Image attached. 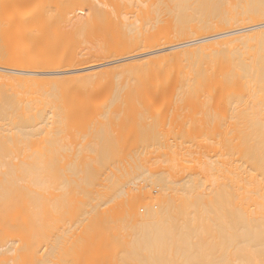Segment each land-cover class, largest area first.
<instances>
[{"label": "bare ground", "instance_id": "obj_1", "mask_svg": "<svg viewBox=\"0 0 264 264\" xmlns=\"http://www.w3.org/2000/svg\"><path fill=\"white\" fill-rule=\"evenodd\" d=\"M172 102L222 105L224 125L186 146L132 149L131 174L93 166L106 182L96 198L92 165H53L51 130L65 124L52 123L69 108L83 119L85 103H126L169 139L157 129L178 117L163 111ZM122 173L159 192L138 183L134 198ZM114 186L150 200L127 207ZM53 249L55 264H264V0H0V264H54Z\"/></svg>", "mask_w": 264, "mask_h": 264}, {"label": "rangeland", "instance_id": "obj_2", "mask_svg": "<svg viewBox=\"0 0 264 264\" xmlns=\"http://www.w3.org/2000/svg\"><path fill=\"white\" fill-rule=\"evenodd\" d=\"M73 103L74 102H72V104H69L70 105V107H71V105H73ZM173 103V105H174V103L175 102H172ZM184 103H186V102H184ZM196 103H200V102H196ZM196 103H186V104H184L183 106H182V104L183 103H181L180 102V107H181V109L182 110H180V112L181 111H183V114L182 113H180L179 111H176V108H178V103H175V105H174V108H173V106H172V108H170L171 109V111H168L169 109H164L163 110V106H161V105H163L162 103L161 104H158V103H156L158 106H154V108L156 109V107H158L159 109H161L162 108V110L163 111H165V110H167V111H165L166 113L167 112H171L172 113V110L174 111H176V112H179V114H181V115H184L185 114V116L187 117H184V116H180L178 113V115L175 113L174 115H176V116H178V117H174L173 116V113H172V116L175 118V121H174V118H172L173 120H171V114H170V120L169 121H173V123L172 124H168V122H165V124H163V123H161V124H163V125H165V126H163V125H159V127L160 126H163L162 128H158L157 129V127H158V125H157V121L156 120H158V119H155V118H158V117H160L161 115H162V118L161 119H163V114L161 113L162 112V110H160L161 112H160V114L161 115H159V112H158V115H155V113H154V119H153V116H151L152 117V119L153 120H155L156 122H154V126L156 127V129L159 131L160 129H167L168 130V128H170L168 131L166 130V132L170 135L169 136V139L167 138V136H166V138H165V135H164V139H163V134H159L158 135V133L156 132V130L154 131V132H156L157 133V135L158 136H161V137H159V138H161L160 140H159V138H157L156 139V137L155 136H157V135H152V134H149V133H152V131H150L151 129H155L154 127H152V125H153V122H152V124H151V126H150V128H148V130L146 131V130H144L145 128H142L141 127V125L143 124L144 126H146V124L147 123H151V121H150V119L151 118H147V121L146 120H144L145 121V123H144V121H143V119H141L140 120V117L138 118V117H136L137 115L139 116V114L141 113V115H142V117L143 116H145V114L147 113V112H149V111H147L146 113H145V111H141V112H138V111H140L141 109H142V106H144V105H140L141 103H139L138 102V104H139V106L137 107V105H136V108H139V110L137 111V112H135V114H137L136 116H135V114L134 115H132V116H135L136 118H131V115H129V112H130V110H129V105H126V103H125V105L124 104H121V103H112L111 105L109 104V107H110V109H108L107 108V111L108 110H110L109 112H111V110L113 109L112 108V106L114 105L115 106V108L117 107L118 109V114H117V116H116V114H115V112H116V109H115V112H114V109L112 110L113 112H111V113H113V115L111 114V117L110 118H108V116H110L109 114V112L107 113V111H105L106 109H104L105 107H108V105L106 106H104V104H102L101 106L99 105H97L96 104V106H98L97 107V109L99 108L100 109V111H102L101 109L103 108L104 109V111H103V115H105V112H106V116H107V118H106V116H105V118H102L103 117V115L102 116H100L102 113H100V115H98V116H96V114H97V112L99 113L100 111H99V109H98V111H95V109L94 108H96V107H94V104H93V107H89L90 106V104H89V106L87 105V103H85V107H84V110H85V108H87V112L90 110V112L91 111H95V112H89V114H87L86 112H84L85 113V119L83 118H81L82 116H80L81 115V113L79 114V116H78V114H76L77 112H75V111H79L80 110V108L82 107V106H79V103H78V106H79V108H78V106L77 107H73V108H75V110H74V112H75V114L73 113V115H75V117L73 116V115H71L72 113H71V109L69 108L68 109V113L70 114V116H73V117H68L67 115V117L66 118H68V119H66L65 120V118H64V120H63V118H60L61 120H59V119H55L54 121L56 122H54L53 121V123H52V125L53 124H55V125H53L52 127H55L56 125H61V124H65V128L64 129H66V131H64L63 132V128L60 130L61 132V135H59V134H57V133H54V132H52L53 130H51V135H52V139L50 140L51 142V145H50V147H52L51 149H52V157H53V165H58L57 163H59L60 165L61 164H63L64 162L66 163H68V164H77V163H79V164H83V166L84 167H89L90 165H92L90 168L92 169L93 168V166H95L96 165V167L97 166H99V168L102 166V168L101 169H103L104 167L103 166H105V165H109V164H120V165H118L119 167H121L122 165L124 166V165H126L125 163H127V161L129 160L130 161V158L132 157V153H134L133 151H131L132 149L134 150V148H136L135 149V151L137 150V149H143L144 150V148H145V146H146V149L145 150H147V146H148V144H149V147H151V150H153V148L154 147H156L157 145L156 144H158V143H160L161 144V142H162V146H163V149H164V147H165V149H166V147L169 145V143H176L177 145L178 144H181L180 146H186V145H189V143L187 144V142H188V140H189V138H190V136H192V135H194L195 133H198V132H201V131H203V133L206 131V129L208 128V124H210V126H211V128L209 129V130H212V131H214L215 132V130H213V128L214 129H217L218 128V130L222 127V125H224V123L222 124V121H221V116H220V114L222 115V116H225L224 115V113L222 114V112H224L225 111V107H224V109L222 108V105H218L219 107H218V109L220 108V110H221V108H222V112L220 111L219 112V110L218 109H216V108H213V110H212V108H211V110L212 111H207L206 109H208L209 110V108L211 107V105H212V102H211V105L210 106H206L207 104H208V102H203V104L201 103L200 105H197ZM76 105H77V102L75 103ZM84 104V103H83ZM128 104V103H127ZM130 105H132V103H129ZM136 104H137V102H136ZM144 104V103H143ZM147 104V103H146ZM145 104V106L146 107H150V103H148L147 105ZM153 105H155L154 103H152ZM166 105V108H169V106H170V104L169 103H165ZM169 104V105H168ZM176 104H177V107L175 108V106H176ZM217 104V103H216ZM216 104H213V105H216ZM69 105H68V107H69ZM80 105H82L81 103H80ZM87 105V106H86ZM134 105H135V103H134ZM133 105V106H134ZM153 105H152V109H153ZM160 105V106H159ZM168 105V106H167ZM203 105V106H202ZM224 105V104H223ZM74 106V105H73ZM91 106H92V103H91ZM113 106V107H114ZM129 106V107H128ZM133 106H132V108H133ZM204 106H205V109H203L204 108ZM89 107V108H88ZM100 107H102V108H100ZM126 107H128V110H127V108ZM146 107H144V109L145 110H147V108ZM179 107V108H180ZM213 107V106H212ZM215 107V106H214ZM217 107V106H216ZM73 108H72V110H73ZM93 108V110H91ZM135 108V109H136ZM157 108V110H155L156 111V113H157V111H159V109ZM200 110H199V109ZM201 108L203 109L202 111H201ZM77 109V110H76ZM89 109V110H88ZM96 109V110H97ZM151 108H149V110H150ZM150 110V114L151 115H153V110ZM189 109V110H188ZM218 110V111H216V110ZM81 110L82 111H84L83 110V107L81 108ZM132 110V109H131ZM137 110V109H136ZM135 110V111H136ZM178 110V109H177ZM189 112H191V110H192V112H193V114H191L190 113V115H188V111ZM199 110V111H198ZM205 110H206V112H205ZM224 110V111H223ZM82 111H79V112H82ZM86 111V110H85ZM134 111V110H133ZM151 111H152V113H151ZM184 111H186V112H184ZM143 112V113H142ZM197 112V113H196ZM200 112H201V114H200ZM203 112V113H202ZM216 112H217V114H216ZM95 113V114H94ZM117 113V112H116ZM131 113V112H130ZM133 113V112H132ZM164 113V112H163ZM169 113H168V115H169ZM196 113V114H195ZM205 113H208V115H205ZM68 114V115H69ZM83 114V113H82ZM90 114L91 115H93L94 114V116H90ZM149 114V115H150ZM214 114V115H213ZM77 115V116H76ZM88 115V116H87ZM127 116L128 115V118L127 117H125V116ZM140 115V116H141ZM165 115V114H164ZM167 115V116H168ZM188 115V116H187ZM203 117H202V116ZM87 116V117H86ZM119 116V117H118ZM122 116H124L123 117V119H121V117ZM157 116V117H156ZM180 116V117H179ZM76 117H78V118H76ZM81 119H80V118ZM141 117V118H142ZM200 117H202V118H199ZM124 118H126V119H124ZM145 118V117H144ZM164 118H166L165 119V121H168V118L167 117H164ZM137 119H139V121L137 120ZM146 119V118H145ZM160 119V118H159ZM177 119V120H176ZM202 119V120H201ZM56 120H58V121H56ZM138 122H141L142 124L140 125V123H138ZM223 120V119H222ZM149 121V122H148ZM224 121V120H223ZM133 122H135V124L133 123ZM159 122V121H158ZM161 122V121H160ZM134 125H133V124ZM136 123H138L137 125H136ZM68 125V126H67ZM135 125H136V127H135ZM140 125V126H139ZM142 125V126H143ZM157 125V126H156ZM64 125H62V126H60V127H63ZM130 128H129V127ZM137 126L140 128H142L141 130L138 128L137 129ZM149 126V125H148ZM67 127V128H66ZM119 127H120V132L122 133V132H124L123 134L125 135V134H128V135H126V136H124L123 134H122V136H120L119 137V133L117 134V132H118V129H119ZM128 127V128H127ZM134 127V128H133ZM147 127V126H146ZM56 128V127H55ZM54 129V128H53ZM57 129H58V127H57ZM132 129H134V130H132ZM135 129L137 130V131H140V133L139 132H137V131H135ZM147 129V128H146ZM224 129V128H223ZM56 130V129H55ZM54 130V131H55ZM161 130V131H162ZM145 131V132H144ZM164 132H165V130H163ZM163 131L161 132V133H163ZM212 131H210V133H213ZM221 131V130H220ZM224 131V130H223ZM55 132H58L57 130L55 131ZM134 132H136L137 134H135ZM153 132V134H155ZM131 133H133V135L131 134ZM206 134H207V132H205ZM208 133H209V131H208ZM220 133H222V132H220ZM135 134V135H134ZM138 134H140V135H138ZM206 134H203V135H206ZM198 135H199V133H198ZM194 136H197V135H194ZM193 136V138H195ZM189 137V138H188ZM50 138H51V136H50ZM192 137H191V139H193ZM163 139V140H162ZM168 139V140H167ZM190 139V140H191ZM175 140V141H174ZM186 140H187V142H186ZM159 141V142H158ZM157 142V143H156ZM167 142H169V143H167ZM151 143H153V145H154V143H155V145H154V147H152V146H150V144ZM165 143H167V144H165ZM159 146V145H158ZM161 146V145H160ZM161 148V147H160ZM155 149H158L157 147L155 148ZM163 149H158V150H163ZM103 150H104V152H103ZM108 150V151H107ZM148 150H149V148H148ZM102 151V152H101ZM139 151L141 152V150H137V153L135 152V154H138L139 153ZM57 152H58V155H57ZM132 152V153H131ZM131 153V157L130 156H128V154H130ZM141 153H139V155H140ZM106 155V156H105ZM146 155V154H145ZM101 156V157H100ZM102 156H105V158H107V161H105L104 162V160L103 159H105L104 157L102 158ZM134 157V156H133ZM143 157V156H142ZM97 158V159H96ZM98 158H100V159H98ZM101 158H102V161H101ZM92 159V160H91ZM109 159V160H108ZM134 159V158H133ZM96 160H100L99 162H97ZM106 160V159H105ZM132 160V159H131ZM123 162V163H122ZM131 162V161H130ZM137 162V161H136ZM66 163V165L68 166V164ZM134 163V162H133ZM82 164L80 165V166H82ZM89 165V166H87V165ZM105 164V165H104ZM122 164V165H121ZM127 164H129L130 166H131V164L130 163H127ZM78 165V164H77ZM107 165V166H108ZM134 166H135V164H133ZM133 165H132V167H133ZM56 166H54V167H56ZM129 166V167H130ZM125 167V166H124ZM128 167V168H129ZM136 167V166H135ZM134 167V168H135ZM90 168H88L89 170H90V172L92 173V171H91V169ZM98 168V167H97ZM98 168V169H99ZM106 168V167H105ZM105 168L102 170V171H100V173L99 172H97V174H100V175H102L103 173H104V170H105ZM126 169H128L127 167H125ZM94 169V171H93V173L95 172V167L93 168ZM97 169V170H98ZM100 169V170H101ZM131 170V169H130ZM130 170L128 169V171H127V173L129 172L130 173ZM134 170H136V172H137V167L134 169ZM133 170V171H134ZM134 172L133 174H135V175H137V173H139V172ZM93 173H92V175H93ZM102 173V174H101ZM124 173H126V172H124ZM124 173H122V175L123 176H125V177H123V180H122V182H120L121 181V178L119 177V176H121V175H119L118 177H117V179L119 180V182H120V185H122L121 183H123L124 184V178H125V181L127 180L126 179V175L124 174ZM97 174H95L94 173V176L96 177V178H94V176L92 177H90L91 178V180L89 181V184H90V186L88 187L89 188V192L90 193H88L90 196H94L95 195V193H96V191H97V193L96 194H98V191H99V189H100V186L102 185V182H104V183H106L105 181H103V179H101V176L100 175H97ZM131 174V173H130ZM130 174L127 176L128 178H130L129 176H130ZM132 174V175H133ZM91 175V174H90ZM89 175V176H90ZM131 175V176H132ZM135 175H133V177H131L132 179H134V180H139V179H135L136 178V176ZM103 177V176H102ZM122 177V176H121ZM138 177V176H137ZM142 177V176H141ZM92 178H94L93 180H92ZM143 178V177H142ZM102 181H101V180ZM116 178H113V181L115 180ZM132 179H130V180H132ZM144 179V178H143ZM142 179V180H143ZM134 180H132V181H134ZM145 180H146V177H145ZM92 181V182H91ZM112 181V182H113ZM117 181V180H116ZM127 183H128V181H126ZM145 182V184L140 180L138 183H142V184H144V185H142V186H144V188L142 189V192H143V190H145V191H147V189H149V190H151V194L153 195V197L155 196V195H157V193L159 192L158 190H156L157 189V187H154V186H151V184L150 183H148V184H150V185H148V186H150V187H146V181H144ZM54 183H55V176H54ZM114 183V182H113ZM117 184H118V181L116 182ZM127 183H125V186H124V188H126L127 190L130 188V190L129 191H127V192H129V193H134V195L139 191V188L140 187H142V186H138L137 184V181H136V183H135V181H134V184H135V186H133V187H135V188H137L138 189V191H137V189H135V191H137V192H134V188L133 187H131L130 186V181H129V185L127 184ZM133 183V182H132ZM115 184V183H114ZM127 184V185H126ZM54 185H56V183L55 184H53V196H55V195H57V190L55 191L54 189H56V187L54 186ZM113 185V184H112ZM131 185H133V184H131ZM109 186H111V185H109ZM119 186V185H118ZM123 186V185H122ZM121 186V187H122ZM129 187V188H127V187ZM116 186H114V188H115ZM121 187H116V189H112V191H117L119 188H121ZM154 188V190H153V188ZM102 188H103V186H102ZM110 188H112V187H110ZM124 188L122 187V189L124 190ZM147 188V189H146ZM156 188V189H155ZM122 189H120L119 191H120V194H123L124 193V195L126 194H128V193H126V189L123 191ZM133 192H132V191ZM140 190H141V188H140ZM156 190V191H155ZM102 191H104V190H100V192H102ZM116 191L115 192H111V195L112 194H115L116 193ZM118 191V192H119ZM138 193H140L141 194V191H139ZM147 192H145V194H146ZM119 193H117L115 196L117 197V195H118ZM144 194V193H143ZM150 194V195H151ZM133 194H132V196L135 198V197H138L139 195L138 194H136L135 196H134ZM96 196V195H95ZM89 197V196H88ZM112 197H114V196H112ZM115 197V198H116ZM120 197L121 198H123L124 197V199H126V201H125V205H127V207H128V205H130L133 201H135L136 199L138 200V199H140V200H143L144 198L143 197H145V199L143 200V201H146L147 199V201H149L150 199L148 198L149 197V194L147 193V195H140V197L139 198H136L135 200L131 197V195H130V197L132 198V202L131 201H129L131 198L129 197V194H128V197H129V199L127 200V196H122V195H120ZM56 198V197H55ZM54 198V199H55ZM93 198H96V197H93ZM93 198H89V199H93ZM97 198H98V196H97ZM114 198V200H116ZM147 198V199H146ZM96 200V199H95ZM98 200V199H97ZM97 200H96V202H97ZM113 200V201H114ZM118 200H121L119 197H118ZM123 200V199H122ZM55 201V200H54ZM112 201V202H113ZM124 201V200H123ZM123 201H121L122 202V204L124 203ZM95 202V201H94ZM120 202V201H119ZM119 202L118 203H116V201L114 202V204H118V206H121V205H119ZM127 202V203H126ZM129 202H131V203H129ZM67 204L69 205V207L70 206H72L73 204H75V199L73 198V196H71V194L69 195V197H68V200H67ZM116 206V205H115ZM123 207H125L124 206V204L122 205ZM117 207V206H116ZM140 207H142V206H140ZM120 208V207H119ZM121 209V208H120ZM125 209H126V207H125ZM142 208H140L139 210H141ZM122 210H123V208H122ZM73 213V212H72ZM76 214V213H75ZM75 214H74V216H75ZM57 213H56V209H55V205H54V209H53V234H54V237H53V242L55 243L56 241H54L55 240V237H56V235L58 236V233H60L59 231V229H60V226L58 227V224H59V222L60 221H58L57 220ZM74 216H72L71 218H74ZM61 220V223L60 224H62V219H60ZM59 224V225H60ZM57 227L59 228V229H57ZM57 230H59L58 232H57ZM55 246V245H54ZM56 249V248H55ZM55 249H53L54 251H53V260H54V264H55V253H56V251H55Z\"/></svg>", "mask_w": 264, "mask_h": 264}]
</instances>
